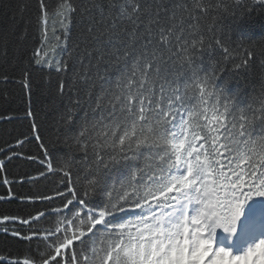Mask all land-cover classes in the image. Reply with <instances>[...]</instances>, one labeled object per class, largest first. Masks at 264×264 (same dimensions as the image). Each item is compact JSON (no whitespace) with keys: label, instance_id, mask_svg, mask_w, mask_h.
I'll list each match as a JSON object with an SVG mask.
<instances>
[{"label":"snow or ice","instance_id":"1","mask_svg":"<svg viewBox=\"0 0 264 264\" xmlns=\"http://www.w3.org/2000/svg\"><path fill=\"white\" fill-rule=\"evenodd\" d=\"M37 5L32 62L57 75L64 139L49 150L33 123L15 146L40 141L42 159L0 148V173L13 157L38 161L36 182L51 184L25 198L43 208L0 218L23 226L2 231L25 245L0 264H264V226L240 232L245 205L264 198V50L227 23L264 14V0ZM258 55L259 96H230L229 73Z\"/></svg>","mask_w":264,"mask_h":264},{"label":"trees","instance_id":"2","mask_svg":"<svg viewBox=\"0 0 264 264\" xmlns=\"http://www.w3.org/2000/svg\"><path fill=\"white\" fill-rule=\"evenodd\" d=\"M47 2L54 10L58 0ZM20 9H23L22 13ZM37 10V0H0V148L11 145L25 156L42 159L40 141L30 139L20 148L15 146L17 139L31 137L33 123L49 150L61 147L64 139L57 123L60 105L54 102L52 95L57 75L54 70L50 74L47 68L37 70L32 62L36 49L41 47V35L35 23ZM58 19L55 16L49 18V40L45 51L51 45L52 28L59 25ZM227 23L235 34L251 41V47L257 53L264 50V14L257 11L242 22ZM56 50L58 52L59 48ZM260 59L258 55L256 63L247 70L229 73L227 89L230 96L239 92L249 101L259 96L262 83ZM0 159H4V153H0ZM41 169L38 161L16 157L6 161L5 169L0 173V197H4L0 199V218L4 215L25 217L29 212L34 213L37 208L44 207V204H33L25 199L45 191L51 192L50 182L35 180ZM5 176L14 182L5 185ZM259 215H264V198H254L245 205L240 226ZM4 227L21 229L23 226L11 222L0 225V253H15L23 249L24 243L4 233Z\"/></svg>","mask_w":264,"mask_h":264},{"label":"rangeland","instance_id":"3","mask_svg":"<svg viewBox=\"0 0 264 264\" xmlns=\"http://www.w3.org/2000/svg\"><path fill=\"white\" fill-rule=\"evenodd\" d=\"M56 18V17H55ZM59 28H60V26L58 25L57 27H56V31H57V34H59ZM57 45V42L55 41V38H54V36L52 37V39H51V45H50V47L47 49V51H49V54L51 55V46H56ZM57 48H59V47H57ZM252 221H254V222H244L243 224H242V226H240L241 227V232H245V230L246 229H248V230H251L252 228H256L258 225H260V224H262L263 226H264V219H261V216H255L254 218H253V220ZM262 225H260L259 227H261ZM218 231L219 230H217V237H218ZM217 237H216V241H217ZM217 243H219L218 241H217ZM222 243V242H221ZM241 250V248L239 247V249H238V252Z\"/></svg>","mask_w":264,"mask_h":264},{"label":"bare ground","instance_id":"4","mask_svg":"<svg viewBox=\"0 0 264 264\" xmlns=\"http://www.w3.org/2000/svg\"><path fill=\"white\" fill-rule=\"evenodd\" d=\"M235 241H236V242H237V241H240V237H237Z\"/></svg>","mask_w":264,"mask_h":264}]
</instances>
